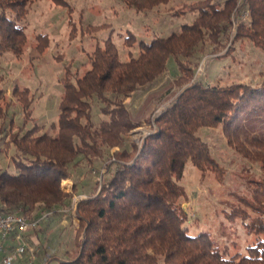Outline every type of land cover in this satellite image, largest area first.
Returning a JSON list of instances; mask_svg holds the SVG:
<instances>
[{"label":"trees","instance_id":"1","mask_svg":"<svg viewBox=\"0 0 264 264\" xmlns=\"http://www.w3.org/2000/svg\"><path fill=\"white\" fill-rule=\"evenodd\" d=\"M31 1L0 0V54L20 58L26 52L23 21ZM51 1L66 10L72 37V8L66 0ZM120 1L147 12L171 0ZM174 13L194 16L165 36L138 40L127 34L124 42L136 43V56L121 59L109 34L86 52L82 72H72L67 65L59 79L63 89L57 120L48 129L32 117L29 88L14 83L7 94L0 87V214L19 210L35 219L50 208L55 213L72 194H81L75 182L72 194L62 191L61 182L72 178L74 168L85 162L91 170L107 149L117 147L103 164L106 174L76 203L71 247L62 257L46 256V263L264 264V178L254 182L250 199L241 197V204L227 213L231 222L239 219L251 237L244 253L221 248L205 232L190 233L189 216L181 206L187 194L179 183L187 164L201 175L214 172L221 180V166L197 135L202 127H220L227 145L259 163L264 172V138L243 126L245 117L264 118V81L208 85L194 80L200 53L225 50L227 56L234 43L243 41L264 50V0H194ZM102 26L87 24L84 31ZM35 40V50L42 53L49 37L38 33ZM171 62L177 74L167 90H177L169 95L170 103L157 114H144L161 94L153 91L132 114L125 99L164 75ZM94 105L102 115L97 125ZM17 107L19 125L12 117ZM142 124L151 129L140 143L127 140L125 134ZM11 147L9 164L2 166Z\"/></svg>","mask_w":264,"mask_h":264},{"label":"rangeland","instance_id":"2","mask_svg":"<svg viewBox=\"0 0 264 264\" xmlns=\"http://www.w3.org/2000/svg\"><path fill=\"white\" fill-rule=\"evenodd\" d=\"M192 1L194 0H171L151 11L137 12L124 6L120 0H66L72 8L70 19L75 26L74 35L71 37L69 16L62 6L51 0H32L27 6L23 21L28 39L26 52L20 58L10 52L0 54V87L7 94L14 83L29 88L33 97L32 117L44 129H48L57 120L63 89L59 79L67 65L71 66L72 72H82L81 64L86 60V52L91 51L97 42L102 43L109 34L112 35L121 59H128L130 55L136 56V43L127 45L124 42L127 34L132 33L138 40H150L154 35L165 36L171 31H177L180 24L190 23L194 14L181 16L174 12L182 10ZM87 24L103 26L99 31L87 32L84 31ZM38 33L47 34L49 37V44L42 53L34 48ZM233 34L232 30L231 36ZM232 48L233 51L227 56L223 55L225 50L213 55L200 53L194 80L208 85H257L264 81V50L249 41L236 42ZM176 74L177 69L171 62L164 75L125 99L127 109L135 114L148 93L159 91L160 96L144 112L147 115L151 112L157 114L170 103L169 95L177 90L175 87L167 90L168 82ZM164 98L167 99L163 100ZM19 111V107L15 108L12 115L17 125L22 122ZM92 114L94 124L97 125L102 118L97 105L93 106ZM27 125L29 127L30 123ZM243 126L249 134L264 138V118L245 117ZM150 129L149 125L142 124L128 131L125 137L139 144ZM197 135L210 147L213 158L223 172L221 180H218L214 172L201 175L194 166L187 164L179 183L187 194V199L181 206L189 216V231L191 234L205 232L221 248L227 247L229 252L244 253L251 237L244 230L241 221L237 219L231 222L227 213L241 204V197L251 198L252 186L255 181L264 178V172L259 163L243 158L227 145L220 127H202L198 129ZM115 150L117 147L107 149L102 159L95 160L91 170V166L81 162L74 168L72 178L61 182L63 192L72 194L75 182L81 194H72L66 205L59 206L55 213L41 221L39 227L32 228L23 235L28 249L20 255L19 261L15 260L12 264H44L46 255H64L66 249L72 245L77 223L74 216L76 203L91 191L95 180H100L106 174L103 164L109 162L107 158ZM12 152L13 147L3 156L2 166L9 164ZM51 264L56 262L52 261Z\"/></svg>","mask_w":264,"mask_h":264},{"label":"built area","instance_id":"3","mask_svg":"<svg viewBox=\"0 0 264 264\" xmlns=\"http://www.w3.org/2000/svg\"><path fill=\"white\" fill-rule=\"evenodd\" d=\"M244 20L249 18L248 13H243L241 16ZM64 211V210H61ZM54 213V209L50 208L40 214L39 217L31 219L21 213L19 210L0 214V251L4 247V243L8 238L16 242L11 253L2 258L1 264H12L14 259L21 255L26 249V241L23 235L32 228L39 227L42 220Z\"/></svg>","mask_w":264,"mask_h":264},{"label":"crops","instance_id":"4","mask_svg":"<svg viewBox=\"0 0 264 264\" xmlns=\"http://www.w3.org/2000/svg\"><path fill=\"white\" fill-rule=\"evenodd\" d=\"M12 238H8V240L4 243V249H3V251L0 253V261H1V259L5 256V255H7V254H9L10 252H12V250H13V248H14V246L16 245V242L15 241H12L11 240ZM40 242V241H39ZM38 242V243H39ZM26 248L28 249V244L26 243ZM46 256H49V255H46ZM19 257H20V255H18L15 259H14V261L16 260V261H19L20 259H19ZM22 260V259H21ZM46 260V259H45ZM44 264H48V263H46V261H44ZM49 264H51V263H49Z\"/></svg>","mask_w":264,"mask_h":264},{"label":"bare ground","instance_id":"5","mask_svg":"<svg viewBox=\"0 0 264 264\" xmlns=\"http://www.w3.org/2000/svg\"><path fill=\"white\" fill-rule=\"evenodd\" d=\"M145 132V131H144ZM137 135V134H136Z\"/></svg>","mask_w":264,"mask_h":264}]
</instances>
